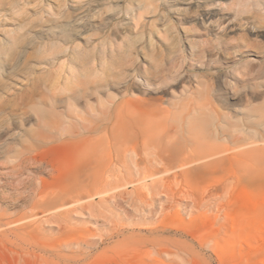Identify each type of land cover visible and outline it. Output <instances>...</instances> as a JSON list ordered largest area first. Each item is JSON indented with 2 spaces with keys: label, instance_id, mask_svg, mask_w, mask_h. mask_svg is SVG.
<instances>
[{
  "label": "rangeland",
  "instance_id": "rangeland-1",
  "mask_svg": "<svg viewBox=\"0 0 264 264\" xmlns=\"http://www.w3.org/2000/svg\"><path fill=\"white\" fill-rule=\"evenodd\" d=\"M14 1L0 0V39L21 38L18 50L33 55L26 69L0 73V264H264L255 231H241L235 215L243 164L256 167L238 148L264 151V0H17L12 13ZM42 29L59 45L36 54ZM134 61L159 81L147 89ZM126 85L144 104L188 107L185 143L228 158L199 182L159 166L164 180L145 184L140 168L120 162L129 142L112 143L99 171L110 183L81 186L77 206L57 210L72 147L41 135L56 123L73 129L77 111L92 118L98 99Z\"/></svg>",
  "mask_w": 264,
  "mask_h": 264
},
{
  "label": "bare ground",
  "instance_id": "bare-ground-1",
  "mask_svg": "<svg viewBox=\"0 0 264 264\" xmlns=\"http://www.w3.org/2000/svg\"><path fill=\"white\" fill-rule=\"evenodd\" d=\"M58 4L60 7L61 5H64V1H59ZM46 7V5L41 7L42 11H47ZM21 8L22 6L17 0H15L10 6V11L16 13L20 11ZM80 8H82V6H80L79 9ZM85 10L81 9L77 12L79 16L77 15L74 22L77 24L82 22L83 16L86 15ZM141 16H143V13L138 12L135 18L138 20ZM59 17L66 16L60 14ZM47 34H49L47 29H42V31H40L39 39L42 40H40L38 45H35L34 53L39 54L44 49H50L59 45L57 40L52 39L47 42L43 41V36ZM20 42H22V39L16 37L0 39V54L9 50L8 57L10 60H14L11 66L3 71V66H6V63L5 60L0 59L1 74H3V72L11 73L14 71L15 65H18L19 62L23 64V68L26 69L29 67V58L32 57L33 54L31 56H25V54H23L25 49L22 48L18 50ZM125 44L127 47L130 46L129 41ZM67 48H69L71 53L74 54L77 44L67 46L65 49H59L57 50V53L62 52L63 50L65 52ZM104 58L103 55L100 57V60L105 62ZM52 59L54 60V58ZM132 70L137 73H143V80L147 89H149L152 84L156 83L155 81H159L158 79L160 78V75H150L144 62L135 63L134 61ZM93 71L94 69L91 70L90 73ZM97 71L98 70H95V72ZM128 75L126 74V76ZM106 82L109 83V81ZM99 88L100 86L96 85L92 89L99 91ZM98 103L99 105L97 106V109H94L96 113L93 114L92 118L79 115L77 111V121L73 129L65 128L56 123L52 125L53 133L51 135L43 134L40 137L42 140L70 144L72 147L71 157L68 156L70 158L67 161L65 158L64 161H62L66 162L65 174L63 177L64 185L59 189L57 188L58 190L55 191L53 196L55 199L62 198V200H64V204L62 203L63 206L60 208L58 207L59 209L57 210H62L67 207L74 208L77 206L78 201L77 189L84 185L96 184L97 180L109 177L105 172H101V176L104 173L106 175L104 174L103 178L100 179L99 171L100 168H102L101 166L106 165L107 162V164L110 165L109 158H105L109 156L103 155L104 150L110 144L111 146L113 144V146H115V144L120 141L126 143L129 142V156L126 155L125 159L120 155L122 158L120 162L124 166L125 164H128L127 166L132 164L135 168H140L144 175L140 181L145 182L146 180H150L151 183H154L157 180H164V177L160 174L161 172L156 170L159 166L171 167V169L178 170L180 174L186 176L192 181L199 182L211 173L213 167L222 164L228 158L225 151L215 150L207 145L194 147L185 143L186 140L183 138V135L187 129L186 127L189 125L188 120L192 118V111L188 107L185 111L181 110L178 112L177 109H174L177 108L175 106L176 103H173L170 109L158 108L152 103L144 104V101H141L134 96L129 89V85H126L125 89L119 91V94L117 95L106 93L105 100L100 98L98 99ZM179 107L183 108L184 106L179 104ZM117 145L118 144H116V147ZM188 149L190 150L188 151ZM238 149L239 154L243 153L244 155L250 156L255 162L256 167H247L246 164H243L244 171L241 173V181L245 185V190L238 196L235 203L237 226L241 231L253 229L258 238H254L253 242H259L260 240V245L255 243L253 244L254 247L256 250H264V151L253 142L243 147H239ZM115 151L119 153L116 148ZM185 152H190L187 154H192L189 156L186 155ZM114 159L115 161L112 160L111 163L119 160V158ZM108 165L105 167L107 168ZM57 170H59V167ZM61 172L62 169L60 173ZM174 172L176 173V171ZM106 178L103 179V181L106 180ZM110 180L104 182L110 183ZM98 182L101 183V181ZM101 185L103 186L106 184L103 183ZM81 191L83 192V190ZM105 192L106 191H98L97 195L104 196L102 194ZM47 194H49V192ZM45 196L47 197V195ZM73 208L72 210L74 211ZM63 214V212H59V215L62 216Z\"/></svg>",
  "mask_w": 264,
  "mask_h": 264
}]
</instances>
